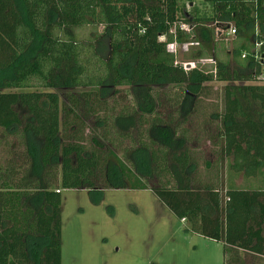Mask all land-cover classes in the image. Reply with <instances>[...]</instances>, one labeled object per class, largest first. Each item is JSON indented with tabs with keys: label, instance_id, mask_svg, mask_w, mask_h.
I'll use <instances>...</instances> for the list:
<instances>
[{
	"label": "trees",
	"instance_id": "trees-1",
	"mask_svg": "<svg viewBox=\"0 0 264 264\" xmlns=\"http://www.w3.org/2000/svg\"><path fill=\"white\" fill-rule=\"evenodd\" d=\"M182 1L0 0V129L21 144L0 165V264H62L61 189L104 188L151 190L188 231L224 244V264H244L246 253L264 258V188L224 179L226 162L244 177L264 174L254 50L264 38V0H202L205 12ZM86 28L92 34L83 38ZM231 28L234 66L217 52ZM173 43L197 45L186 61L214 63L186 71ZM214 81L226 85L222 110L210 115L217 125L203 131L213 161L184 122ZM171 86L174 111L157 117L155 92ZM120 88L133 102L105 115ZM147 115V139L138 132L120 155L119 138L131 139Z\"/></svg>",
	"mask_w": 264,
	"mask_h": 264
},
{
	"label": "rangeland",
	"instance_id": "rangeland-1",
	"mask_svg": "<svg viewBox=\"0 0 264 264\" xmlns=\"http://www.w3.org/2000/svg\"><path fill=\"white\" fill-rule=\"evenodd\" d=\"M194 1L201 12L208 10L209 7L202 0ZM189 8L190 5H187L186 10L189 11ZM90 31V28L82 29L80 34L84 38L92 34ZM234 39V34L227 31L217 40L218 56L225 58L228 54L233 66ZM191 45L185 44L177 48L179 59H190L192 49L197 46ZM225 85V82L219 81L209 83L207 95L198 100L197 111L184 122L192 136L198 133L201 137L199 152L204 149V158L213 161L216 160L212 154L214 150L206 139L207 133L203 131L214 130L217 125L210 115L222 110ZM119 91L120 94L110 99L111 106L113 100H116L115 106L109 108L110 112L107 111L105 115H116L126 103L133 102L130 90L120 88ZM177 92L178 87L174 86L155 92V99L159 102L157 117L167 116L174 111V106L168 101ZM62 99L65 100L63 94ZM153 117L147 115L145 122L138 129L132 130L131 139L119 138L120 155H123L125 147L132 148L138 132H142L141 137L147 139L148 121H152ZM94 121L95 119H90V126ZM106 129L107 127H100L97 133ZM86 133L90 135L88 129ZM108 136L117 138L112 126ZM19 141L15 135L0 129L1 166H4L9 157L8 152L13 144L21 149ZM229 164L230 162H226L224 172L226 186L264 188V174L244 177L233 173ZM200 171L204 173L203 168ZM61 197L62 264H224V244L188 231V223L172 214L149 189L104 188L92 193L86 189H61ZM242 261L244 264H264L263 257L250 253L242 254Z\"/></svg>",
	"mask_w": 264,
	"mask_h": 264
},
{
	"label": "built area",
	"instance_id": "built-area-1",
	"mask_svg": "<svg viewBox=\"0 0 264 264\" xmlns=\"http://www.w3.org/2000/svg\"><path fill=\"white\" fill-rule=\"evenodd\" d=\"M181 28L184 29V30H188L189 26H188V24L182 23L181 24ZM229 32H231L232 34H235L236 31H235L234 28H231L229 30ZM254 46H255L254 50H255V53H256V59L260 62V65L262 67L261 73L258 75L257 79H258L259 82L264 83V38H262L259 41H256L254 43ZM170 47L175 52H178V49H177L179 47L178 44L173 43V44L170 45ZM242 58H245L244 54L242 55ZM207 59L206 58L205 59H201L199 62H196V61H183V62H181V65L186 71H188L190 69L195 68L197 66V63H200V64L202 63L204 65H206L205 62H207V63L211 62L209 64H213L214 63L213 59H210V58H207ZM182 220H184V219H182Z\"/></svg>",
	"mask_w": 264,
	"mask_h": 264
},
{
	"label": "crops",
	"instance_id": "crops-1",
	"mask_svg": "<svg viewBox=\"0 0 264 264\" xmlns=\"http://www.w3.org/2000/svg\"><path fill=\"white\" fill-rule=\"evenodd\" d=\"M234 173V172H233Z\"/></svg>",
	"mask_w": 264,
	"mask_h": 264
}]
</instances>
